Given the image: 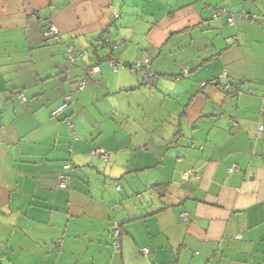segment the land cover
Here are the masks:
<instances>
[{
  "label": "crops",
  "instance_id": "crops-1",
  "mask_svg": "<svg viewBox=\"0 0 264 264\" xmlns=\"http://www.w3.org/2000/svg\"><path fill=\"white\" fill-rule=\"evenodd\" d=\"M0 264H264V0H0Z\"/></svg>",
  "mask_w": 264,
  "mask_h": 264
},
{
  "label": "built area",
  "instance_id": "built-area-1",
  "mask_svg": "<svg viewBox=\"0 0 264 264\" xmlns=\"http://www.w3.org/2000/svg\"><path fill=\"white\" fill-rule=\"evenodd\" d=\"M219 14L228 15V23L231 25L235 24L236 17L234 14H228L225 9L218 11L216 13L215 17H217ZM119 16H120V14H116L115 15L116 19L119 18ZM245 19L252 22V23H258L259 22V17L257 15L249 16V14H246ZM58 35H59V31L56 27H50L49 29H47L43 33V37L46 41L57 40ZM100 42L104 47L109 48L111 50L112 54L116 53L122 47L121 41L114 40L112 38V36L108 35V34H104L101 37ZM73 49H74L73 46H68V48H67V51L69 54V62H70L71 66L74 65V63H75L74 62L75 59L72 56ZM150 65H151V63H150L149 59L138 61L136 64H126L123 61H121L118 57H116L115 55H113L111 57V59L108 61V66L115 73H118L121 69H126V70H129L130 73H132L134 75H138V74L142 75L144 84L146 86H148L152 90V92H154L155 88H156V86H155L156 79H155L154 74L151 71ZM100 73H101L100 66L97 63H92L87 69L86 76L83 79L78 80L75 83V88L70 93L66 94V96L64 98L63 105L58 110L54 111L52 113V116L57 117L58 115H60L64 111L68 110L71 106H73L75 103V95L79 92H82L86 88V86L88 85L90 79L99 75ZM66 80H68L66 82L71 83L70 78H66ZM204 85L205 84H203V86ZM230 88H231V83H228L224 89L226 92H230ZM250 93H254V91L251 90ZM19 98L22 100V102H24V103L27 102L26 98L22 94H20ZM70 127L73 129L72 123H70ZM260 130L262 131L263 127H260ZM73 135L75 136L74 132H73ZM94 154L105 159V160L108 159V155L100 147L94 151ZM75 170H76L75 166L71 163L64 165V172L59 175V180H58L59 181V183H58L59 189H61V190H67L68 189L71 174L73 172H75ZM236 171H238L237 168L233 167L230 170V173H235ZM193 176H195L194 172H185L183 174L182 178L184 181H189ZM183 217L186 218V215H183ZM114 238H115V240L113 242L112 249L115 252H118L119 249L121 248L120 233H119L118 229L114 233ZM140 253L143 256L148 257L152 254V251L150 248H143L140 250Z\"/></svg>",
  "mask_w": 264,
  "mask_h": 264
},
{
  "label": "trees",
  "instance_id": "trees-1",
  "mask_svg": "<svg viewBox=\"0 0 264 264\" xmlns=\"http://www.w3.org/2000/svg\"><path fill=\"white\" fill-rule=\"evenodd\" d=\"M111 59V58H110Z\"/></svg>",
  "mask_w": 264,
  "mask_h": 264
}]
</instances>
